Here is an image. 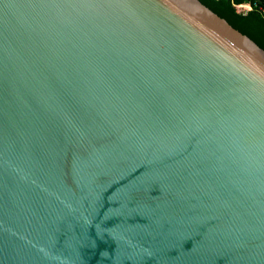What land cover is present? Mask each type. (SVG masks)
<instances>
[{"label": "water", "instance_id": "1", "mask_svg": "<svg viewBox=\"0 0 264 264\" xmlns=\"http://www.w3.org/2000/svg\"><path fill=\"white\" fill-rule=\"evenodd\" d=\"M0 264H264V21L0 0Z\"/></svg>", "mask_w": 264, "mask_h": 264}, {"label": "built area", "instance_id": "2", "mask_svg": "<svg viewBox=\"0 0 264 264\" xmlns=\"http://www.w3.org/2000/svg\"><path fill=\"white\" fill-rule=\"evenodd\" d=\"M220 1V0H213ZM238 15L246 16L250 12H257L264 19V2L255 0H229Z\"/></svg>", "mask_w": 264, "mask_h": 264}, {"label": "trees", "instance_id": "3", "mask_svg": "<svg viewBox=\"0 0 264 264\" xmlns=\"http://www.w3.org/2000/svg\"><path fill=\"white\" fill-rule=\"evenodd\" d=\"M213 2L216 3L218 6H221L222 5L224 7V9L229 13V15L231 17L235 18V19H238V20H240V19H246L251 14H255V15H258L264 21V19L261 17V15L259 13H257V12H250L246 16L238 15L235 12L234 8L232 7L230 1L220 0V1H213Z\"/></svg>", "mask_w": 264, "mask_h": 264}, {"label": "crops", "instance_id": "4", "mask_svg": "<svg viewBox=\"0 0 264 264\" xmlns=\"http://www.w3.org/2000/svg\"><path fill=\"white\" fill-rule=\"evenodd\" d=\"M255 1H258V2H260V3L264 2V0H255Z\"/></svg>", "mask_w": 264, "mask_h": 264}]
</instances>
